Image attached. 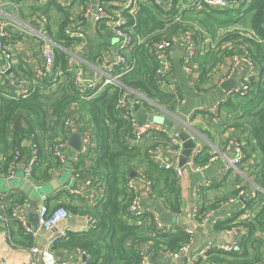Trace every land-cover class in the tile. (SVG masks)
<instances>
[{"label":"trees","instance_id":"16d2710c","mask_svg":"<svg viewBox=\"0 0 264 264\" xmlns=\"http://www.w3.org/2000/svg\"><path fill=\"white\" fill-rule=\"evenodd\" d=\"M175 11L174 7L167 10L153 3H141L135 29L145 41L131 47L128 57L133 67L120 77V82L117 84L103 86L102 83H98L83 93L75 81L76 67L69 66L70 55L65 50L55 47V70L63 72L61 77L55 72L53 76L38 79L26 96H1L0 155L3 159L0 164L1 173L9 172L16 148L22 152L19 165L23 160H29L30 151L25 145V140L32 132H36L39 139L45 137L52 140L60 131H64V120L70 114L75 115L79 129L85 119H88L93 129L94 147L88 152L80 153L79 159L73 160L72 163L73 174H76L81 183L90 176L95 179L92 189L95 197L91 199L95 203V210L92 213L97 218V222L88 231H70L66 237L60 238L55 243L54 251L63 252V247H67L69 251H84L88 254L86 264H142L140 254L142 247L153 248L157 255H162L167 251L177 252L183 245L190 243V234L181 226H177L175 230H160L156 227L150 212L141 220L132 219L128 213V206L134 193L128 189L127 182L132 170L137 172L141 167L146 178L152 181L151 197H155L160 202L158 204L166 213L180 215L183 211V198L174 169L165 168L148 154L149 148L157 146L164 148L169 140L158 138L164 136L160 133L141 143L136 142L131 133L126 110L120 106V99L125 93H130L134 98L138 97L136 93H140L148 99L139 98L141 109L145 112L152 114L158 111L150 101L174 111L173 101L176 95L156 81L157 61L151 48L155 42L180 27L171 20ZM185 12L186 10L183 19ZM195 14H203L194 22L202 30L210 31L213 35L218 33L219 28L238 20V22L244 21L263 40L259 42L244 38L243 42L249 46V52L257 65L259 75L252 81L245 96L231 97L221 107L226 111L233 109L232 123L228 128H233L235 137L244 143L245 154L248 148L260 152L262 160L256 172V181L264 188V0H253L243 11L242 17H233L231 12L219 10H201L196 11ZM69 22L70 17L69 20L61 22L59 38L65 47L75 48L81 40L66 34ZM101 26L105 31L107 30L105 24ZM197 32L200 37L204 35L201 31ZM232 36L233 34H229L223 40ZM222 53L226 54L228 51ZM200 56L201 54L196 61ZM27 68L26 65L21 66L20 71L31 78L33 72ZM120 70L121 67L117 66L116 72ZM16 75L18 76L19 72ZM2 81L0 80V87H3ZM234 103L239 106L238 109H234ZM72 105L77 106L75 112L71 109ZM240 134L245 136L244 141V136ZM201 154L202 151L197 163H207L210 158L208 161L201 160ZM88 156L93 158L90 160ZM59 168V160L52 153L48 156L43 154L41 147L32 180L36 185H47ZM20 170L22 169L19 167L17 171ZM67 193L69 194L66 190L60 189L56 197L48 198L50 209L65 206L72 213L76 212L78 209L76 204L58 202L60 197ZM262 195L259 191L256 197H250L251 200L246 201L241 211L231 218L219 220L214 224V228L218 231L230 230L241 224L246 228V232L240 235L238 249L230 253L213 255L212 261L222 264H264V197ZM79 197L85 198V192ZM11 199V203L15 204L22 203L27 198L23 192H20L13 193ZM52 200H57L53 206H51ZM206 210L203 207L199 210L198 219L205 216ZM244 215H247L245 219ZM21 228L23 231L21 230L20 244L32 246L33 235L26 232L22 226Z\"/></svg>","mask_w":264,"mask_h":264},{"label":"built area","instance_id":"2783aa9c","mask_svg":"<svg viewBox=\"0 0 264 264\" xmlns=\"http://www.w3.org/2000/svg\"><path fill=\"white\" fill-rule=\"evenodd\" d=\"M31 1L37 6L43 4L46 0ZM252 1L253 0H122V2H120L119 0H108V2H113L114 5H105V3L100 0L95 3L93 16L97 23L100 22L101 25H106L107 22L109 28L113 32L116 39L113 41L115 44L114 55L112 59L104 65V68L102 69V77L99 79L86 78L84 76V71L77 67L73 58L70 57L69 66L72 68L76 67L75 81L83 93L91 86H95L98 83H102L103 86L119 83L120 77L133 67V64L130 62L128 57L131 47L145 41V38L138 34L135 29L136 17L141 3H153L167 10L174 7L176 13L173 16L174 18L172 17L171 20L172 23H177L180 27L178 30L171 32L168 36L155 42L151 48V52L157 61L155 79L162 86H168L169 91L176 95V99L178 98L179 88L176 81L171 79L174 68L176 67L175 59L172 57V53L177 52L176 50L178 49L181 51V69L184 75L191 79L190 76L194 72L192 65L196 62L199 54H205L211 50H227L228 53H226L225 61L230 67L229 72H236L237 70L239 73L241 69H245L246 71H243L240 75L237 73L239 81L238 85L233 86L230 90L226 91L224 97L220 99L215 106L214 111H216L224 103H226L229 98L235 96H245L252 85V81L258 78L259 70L249 52L248 44L243 42L244 38L258 40L259 42H262L263 40L260 39L255 31L252 30L250 26L246 25L244 21L238 22V20H235L232 24L220 28V35H223L222 39H220L221 42L219 40L214 42L211 41L210 45H206L204 40H202V42L198 40L197 31H201L204 34L207 32L202 30V28L194 21L183 19V13L187 9H194L196 11L219 10L229 11L232 13L233 17H242L243 11ZM108 6L113 7V10H109ZM12 7L17 8L16 0H0V53H2V57L6 60H10L13 55V50L8 48L10 41L12 40V31L9 27H11L10 25L14 20L16 21V19L11 17V14L6 11V9L14 10ZM90 13L91 10L87 9L82 13V15L84 17H89ZM19 23L22 24L21 22ZM22 25L26 26L24 24ZM106 29L108 30L107 25ZM66 34L81 41L85 39L86 36V32L79 23L68 26ZM229 34H233L234 37L232 36L231 38L223 40V38L227 37ZM55 47H57L56 42L51 41L50 39L42 38V40L39 41L38 49L43 61L34 71V75L37 79L42 80L45 77L53 76L55 72L58 77L63 75L61 70H55ZM8 65L9 63L3 66L0 64V80H3V87H0V99L2 95L26 96L33 85H30L27 80V75L22 71H19L18 76L16 75L17 78H10L7 74ZM25 65L32 67L27 61H25ZM117 66L121 67L119 72H116ZM222 80L223 79L220 78L218 82L221 83ZM219 83H217V85H220ZM136 94L138 97L134 98L130 95V93H125L120 99V106L126 110V114L128 115L130 121L131 133L133 134L135 141L141 143L160 133L167 135L169 141L164 150L170 156L168 162L160 157L159 152L161 148L159 146L149 148L148 154L165 168L174 169L178 177L179 185H181L182 178L186 170L199 172L206 169L209 166L208 163H197L199 154L202 151V147L199 145H196L193 148L185 166L182 167L179 165L178 160L184 148L182 139L171 128L162 123L155 121L143 122L139 120L134 106L140 103L139 98L148 99L144 95H140L138 93ZM150 102L152 103V101ZM76 107V105H72L71 109L73 112L76 111ZM74 116V114L68 115L64 120V131H60L56 138L49 140L51 152L60 163V168L58 170L62 169L64 164L68 161L67 152L70 148L69 138L75 129L79 130L82 134L81 152H88L95 145L93 129L90 126L88 119H85L80 124L81 129H79L80 127L76 124ZM26 141H28L30 158L24 163L25 168L23 169V175L25 179L34 183L32 180V173L34 166L39 159L42 141L38 138L36 132H32L25 142ZM227 149L231 151L232 158L226 165V171L236 167L245 156L244 143L239 141L232 134L227 138ZM14 150V160L9 166V172L7 174L0 172V174H2V176L6 179L14 178L18 172V168L20 167L18 163L22 159V152L19 148ZM77 159V157H74L73 160ZM2 161L3 159L0 155V164ZM137 173L138 174L136 176L132 178L129 177L127 182L128 189L134 193L128 206V213L131 215L132 219L141 220L146 213L150 212L156 227L160 230H175L177 226L184 228L190 234V243L183 245L177 252L167 251L162 254L164 260H181L185 257L186 251L196 238L195 230L208 224L211 215L207 214L198 219V212L193 211L188 214V219L196 221V223L186 226L179 223H170L165 221L157 210L149 208L144 204L143 194L144 192H151L153 185L152 181L148 180L143 174L142 167L137 171ZM94 180L93 176L88 177L83 181L84 184L82 186L69 188V193L79 197L80 195H83L84 192L89 191L94 198L95 194L92 191L94 188ZM243 193L244 192L242 191V194ZM12 194V191L6 192L4 189L0 188V220L7 224L14 220L18 222L26 232L36 235V231L29 219V203L27 201L15 204L11 203ZM256 196L255 192H251V197ZM48 198L49 195H43L41 197L38 214L41 228L51 232L49 244L46 248H40L37 246H32L30 248L34 256V261L31 264H72L64 261L60 262L53 250L55 243L60 238L66 237L70 232L69 229H57V227L60 222L71 217L72 212L65 206H59L56 209L51 210L48 206ZM89 221L92 226H94L97 222V218L91 215L89 217ZM239 245V238H232L231 240L225 242L209 237L203 242L197 252H195L191 257H186L184 261H186V264H198L201 261H204L202 264H222L217 261H212L211 257L213 255L233 252L239 248ZM79 252L86 255L85 260L82 262V264H86L88 254L81 250ZM140 254L142 255V264H172L166 263L163 260L151 258L150 254L147 252V247H142ZM3 263L5 264L6 261H3Z\"/></svg>","mask_w":264,"mask_h":264},{"label":"crops","instance_id":"0c3cea01","mask_svg":"<svg viewBox=\"0 0 264 264\" xmlns=\"http://www.w3.org/2000/svg\"><path fill=\"white\" fill-rule=\"evenodd\" d=\"M98 1L100 0H46L43 4L36 6L31 0H16L17 8L12 7L14 10L6 9L11 14L10 16L16 19L10 25L11 27H9L12 31V38L14 39L10 41L8 48L13 50V55L10 60H6L2 57V53H0V64L3 66L9 63L7 71L9 77L17 78L16 74L20 71V67H25V61H27L32 66L27 69L33 72V76L31 78L28 76L27 80L30 85H35L38 82V79L34 76V71L43 61L38 49L39 41L42 38L55 41L58 48L65 50L73 58L75 65L84 71L86 78L99 79L102 77L104 65L114 55L115 44L113 41L116 39L108 23L106 22L108 30L105 31L101 23H97L93 16V4ZM102 1L105 5H114L113 2H108V0ZM119 1L122 2V0ZM53 8H56L57 11L53 10L52 12ZM87 9H90L91 13L89 17H84L82 13ZM108 9L113 10V7L108 6ZM15 10L18 12L16 13ZM195 13L196 10L187 9L184 18L195 21L199 19L197 17H202L203 15ZM69 17L70 22L68 26L79 23L86 32L85 39L75 48L65 47L59 38V26L62 21L69 20ZM17 22L26 25L33 33L28 32L26 34L23 29L17 27ZM22 24L19 23V25L23 26ZM216 34L213 35L210 31H207L202 37L198 36V40L200 42L204 40L206 45H210L211 41H220L222 39L223 35H220V28ZM176 51L174 54L172 53V57L175 59L177 68L171 76V79L177 82L179 88L178 98L174 99V101L172 100L175 109L174 111L169 110L152 101L158 110L153 114H164L165 117L172 120L176 125L189 131L196 145L202 147L201 160L208 161L210 159L207 162L209 166L206 169L199 172L192 170L185 171L180 185L183 198V211L178 216L173 214L172 216L178 219L176 223L184 226L193 225L196 221L189 220L188 214L193 211L199 212L203 207L207 209L205 215L210 214V220L214 219V224H216L217 221L231 218L237 212L241 211L246 201L251 200V192H255L257 195L260 191L264 197V188L256 181V172L261 163L262 156L258 150L248 148L242 161L236 167L227 171L225 170L227 163L232 158L231 151L227 149V138L231 134L235 137L233 128H228L232 123L233 109L226 111L220 107L214 111V108L226 93L222 88L223 80L226 81L230 78H236L238 80L237 70L236 72H229L230 67L225 61L226 54L222 53L225 50H211L205 54H201L199 59L192 65L194 72L190 76L191 79L187 78L181 69V51L179 49ZM243 71L246 70L241 69L238 75ZM203 75H205V78H203ZM220 78L223 79L221 83L218 82ZM238 82L234 86H237ZM217 83L220 85H217ZM166 88L169 91V87L165 86ZM238 108L239 106L234 103V109ZM240 135L244 136L243 134ZM158 138L168 139L165 134L164 136H158ZM244 140L245 136L243 138ZM41 141L43 154L46 156L51 155L50 141L45 137ZM164 149L165 147L161 148L159 155L163 160L168 162L170 156ZM73 152L74 150L71 147L67 152L68 159L72 161L74 157L79 159L78 155L83 153L74 152L73 154ZM88 158L91 160L93 157L88 156ZM25 162L23 160L20 164ZM62 171L63 169L56 170L53 178L60 175ZM72 178L76 181L74 186H61L52 191L49 194V198L56 197L60 189L70 192L69 188L80 187L84 184L76 177V174H73ZM0 180L8 179L0 174ZM32 184L40 187L35 183ZM0 188L6 192H22L19 188H6L1 184ZM242 191L244 192L243 194ZM85 195L86 197L84 198L67 193L60 197L58 202L76 204L78 209L72 213L71 217L60 222L57 229H69V231L80 232L88 231L92 227L89 217L93 215L92 211L95 210V203L91 199L92 195L89 191H86ZM150 197V192H144L143 202L147 207L152 208L154 202L160 203L155 197ZM241 197H244L245 201ZM26 201L28 203L30 202L28 198ZM51 202V206H53L57 200H52ZM215 204L217 205L214 206ZM168 215L170 216V214ZM246 216L244 215L243 218L245 219ZM214 224L210 229L204 228L207 224L201 227L204 228V241L209 237L211 238V231H216L221 234L217 240L225 242L232 238L240 239V235L246 232V228L241 224H238L230 230L220 231L214 228ZM21 230L23 231L21 226L14 220L8 224L0 220V264H4L3 261H6L5 264H31L34 261V256L30 248L32 246L40 248H46L48 246L51 232L40 227L38 231L35 230L36 235L32 234L34 244L32 246H26L20 244L22 241ZM66 249L67 247H63V252L61 250L58 252L55 250V255L58 260L72 264H82L85 260L83 258L84 253ZM149 249L150 247L147 248V252ZM151 249L152 251L150 253L148 252L151 258L164 260L162 255H157L154 249ZM249 252L252 254L251 250ZM203 262L201 261L199 264ZM172 264H180V260H174ZM181 264H184V261Z\"/></svg>","mask_w":264,"mask_h":264},{"label":"water","instance_id":"95a60500","mask_svg":"<svg viewBox=\"0 0 264 264\" xmlns=\"http://www.w3.org/2000/svg\"><path fill=\"white\" fill-rule=\"evenodd\" d=\"M95 10V3L93 4L92 11ZM180 53V52H178ZM174 54V53H173ZM236 78H230L222 83V88L225 91L230 90L236 83ZM154 103V102H153ZM134 109L137 112V116L139 120L146 122V121H155L162 123L164 125H167L169 128H171L176 134L179 135V137L182 139L184 148L182 151L181 156L179 157L178 163L180 166L184 167L185 164L188 161V158L193 150V148L196 146V142L193 139L191 133L187 131L186 129H183L181 126L176 125L172 120L165 117L164 114H149L141 109L140 104H136L134 106ZM26 145H28V141H26ZM69 145L74 150V152H81L82 151V134L79 130H74L69 138ZM73 152V154H74ZM232 156V155H231ZM20 168H22V171L17 172L16 176L12 179L8 180H0V184L3 187H12V188H19L21 191L25 194V198L29 199V219L33 226V228L38 231L41 227L40 221H39V214H38V207L39 202L41 200V197L43 195H49L52 191L59 187H65L72 185L74 186L76 181L72 178L73 176V163L71 159H68V161L63 166V171L60 175L54 177L47 185H43L40 187H36L32 184V182L28 179L24 178L23 175V169L25 168V164H20ZM138 173L134 171L131 172L130 178L136 176ZM149 196V194H147ZM151 198V197H150ZM243 201H245L244 197H241ZM152 208L157 210L161 217H163L166 221H170L173 223L177 222V218L173 217L172 215H168L165 212V209L158 203L154 202L152 204ZM214 224V219H211L208 224L204 227L205 229H210ZM204 228H198L195 230L196 238L194 242L191 244L189 249L185 253V257H183L180 260V264L184 261V259L187 257H191L195 252L199 250L201 245L204 242ZM221 234H219L216 231H211V237L218 239L220 238ZM152 251V249H149V253ZM83 258H86V255H83ZM166 263H172L173 261L170 259L163 260Z\"/></svg>","mask_w":264,"mask_h":264},{"label":"rangeland","instance_id":"374dc122","mask_svg":"<svg viewBox=\"0 0 264 264\" xmlns=\"http://www.w3.org/2000/svg\"><path fill=\"white\" fill-rule=\"evenodd\" d=\"M11 10H13V9H11ZM53 10H56V8H53L52 9V12H53ZM57 11V10H56ZM16 13L18 12V11H15ZM17 27H19V29H23V31H25V33L27 34L28 32H30V33H33V31L31 30V29H28L26 26H21V25H19V22H17Z\"/></svg>","mask_w":264,"mask_h":264}]
</instances>
